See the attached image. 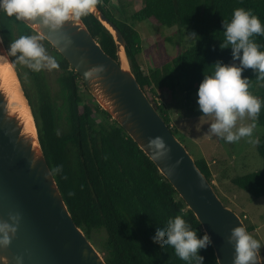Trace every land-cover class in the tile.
I'll list each match as a JSON object with an SVG mask.
<instances>
[{"label": "trees", "instance_id": "16d2710c", "mask_svg": "<svg viewBox=\"0 0 264 264\" xmlns=\"http://www.w3.org/2000/svg\"><path fill=\"white\" fill-rule=\"evenodd\" d=\"M125 1L129 4L134 0ZM108 2L100 0L97 6L120 29L137 81L174 134L163 98L158 105L152 96L167 94L171 98L181 94L187 104L204 76L212 74L217 60L239 65V60L232 59L231 46L220 48L225 39L223 21L230 22L235 9H250L264 24V0H142L143 6L123 19L114 15ZM119 7L123 13L128 10L123 2H119ZM82 20L103 50L116 58V45L110 32L91 14ZM142 20L176 26L179 33L181 28L190 26L196 31L195 41L170 62L146 73L139 61L143 52L141 36L132 25ZM32 31L22 21L0 11V35L4 43L31 35ZM252 39L264 51V35H254ZM53 49L63 70L61 92L67 106L64 125L58 124L45 72L27 68L38 79L41 91L37 108H32L40 143L73 220L88 239L95 229L104 228L106 240L101 251L107 264H186L171 246L162 245L153 235L157 226H164L177 215L183 216L198 236H203L200 223L155 163L102 109L80 75ZM242 76L249 78V91L264 101V80L258 79V74L250 68L244 69ZM81 86L88 92L90 101H84ZM24 91L28 98L25 88ZM256 126L263 128L256 147L264 159V106ZM195 162L211 182L206 160L198 158ZM231 181L252 197L264 196V168L235 176ZM246 228L250 234L254 230L251 225ZM199 255L203 256L204 264H218L212 246L201 249Z\"/></svg>", "mask_w": 264, "mask_h": 264}, {"label": "water", "instance_id": "95a60500", "mask_svg": "<svg viewBox=\"0 0 264 264\" xmlns=\"http://www.w3.org/2000/svg\"><path fill=\"white\" fill-rule=\"evenodd\" d=\"M112 35L116 58L107 54L82 20L51 31L38 21H22L51 44L77 72L96 102L119 123L155 163L212 239L218 264H233L231 229L246 225L226 206L187 148L171 131L137 81L120 29L97 6L91 13ZM0 37H2L0 35ZM0 43V55H7ZM7 65L18 97L4 79ZM163 137L168 151L158 156L150 146ZM19 214L17 231L0 246V264H107L75 223L46 161L18 70L11 57L0 60V222ZM247 229V228H246ZM260 259L261 255H260Z\"/></svg>", "mask_w": 264, "mask_h": 264}, {"label": "clouds", "instance_id": "9594fccd", "mask_svg": "<svg viewBox=\"0 0 264 264\" xmlns=\"http://www.w3.org/2000/svg\"><path fill=\"white\" fill-rule=\"evenodd\" d=\"M98 3L100 0H0V11L17 21H38L47 29L57 31L65 22L91 14ZM223 29L225 39L220 48L231 46L232 59L239 60V65L217 60L212 74L205 75L198 86L197 103L204 115L214 117L209 132L227 143H235L241 138L253 137L264 106V101L249 91V78L242 76L243 70L250 68L258 74V79L264 80V51L252 39L254 35H264V24L250 9L238 8L233 11L230 22L223 21ZM190 35L196 36V31L191 30ZM39 41L38 36L22 35L10 42L7 55H0V60L16 57V62L34 72L58 68L55 58L47 54ZM0 43H3V37H0ZM246 117L252 122L238 126V121ZM150 146L158 156H164L168 151L163 137L151 141ZM8 219L11 223L0 222V246L4 247L10 244L9 234L16 233L20 217L10 213ZM153 239L171 246L186 264H204L199 252L213 243L207 233L198 236L197 230L180 215L169 218L164 226H157ZM227 239L235 248L233 264H264L260 259L264 245L243 225L232 228Z\"/></svg>", "mask_w": 264, "mask_h": 264}, {"label": "rangeland", "instance_id": "374dc122", "mask_svg": "<svg viewBox=\"0 0 264 264\" xmlns=\"http://www.w3.org/2000/svg\"><path fill=\"white\" fill-rule=\"evenodd\" d=\"M119 2L127 4L128 10L126 13L121 12L119 9ZM142 6V0H134L129 4L125 0H109L108 2V7L112 8L118 19H123L126 14H133ZM132 25L141 36L143 52L139 61L142 70L146 73L170 62L179 52L192 45L196 37L190 35V31L194 29L190 26L181 28L182 33H179V28L176 26L167 27L154 24L148 20L135 21ZM31 35L38 36L40 38L39 42L44 46L47 54L57 61L58 68L43 71L45 72L49 97L52 99L58 124L62 126L66 121L67 106L66 99L61 92L63 70L59 66V57L51 44L47 43L38 33L32 31ZM9 45L10 42H5L7 50H9ZM18 55L19 53H17ZM13 60L31 106L36 109L41 97L38 79L36 80L34 73L29 72L26 65L16 62V57H13ZM80 93L84 101H90L88 92L82 86L80 87ZM166 95L161 94L160 96L163 98L170 115L175 135L194 159L204 158L206 160L211 172V184L216 187L224 204L236 211L241 218L243 217L245 225L255 227L251 235L264 245V196L252 197L231 181V178L235 176L264 168V159L258 153L256 147L257 139L263 128L256 126L252 138L245 137L238 142L227 143L209 132L214 117L206 116L199 110L197 91L191 93L187 104L184 103L181 94L171 98H167ZM152 97L154 100V97L157 96L153 95ZM251 122V119L246 117L243 121H238V126ZM253 140L256 142H252ZM89 240L102 254L101 247L106 240L104 228L95 229ZM261 258L264 261V248L261 250Z\"/></svg>", "mask_w": 264, "mask_h": 264}, {"label": "bare ground", "instance_id": "6f19581e", "mask_svg": "<svg viewBox=\"0 0 264 264\" xmlns=\"http://www.w3.org/2000/svg\"><path fill=\"white\" fill-rule=\"evenodd\" d=\"M3 70H4V79L6 83L13 89V92H14L13 96L18 97L19 95H18V90L16 86V79L13 75V72L7 65L3 67Z\"/></svg>", "mask_w": 264, "mask_h": 264}, {"label": "built area", "instance_id": "2783aa9c", "mask_svg": "<svg viewBox=\"0 0 264 264\" xmlns=\"http://www.w3.org/2000/svg\"><path fill=\"white\" fill-rule=\"evenodd\" d=\"M154 101L158 105H161L162 104V97H160V96L154 97Z\"/></svg>", "mask_w": 264, "mask_h": 264}, {"label": "crops", "instance_id": "0c3cea01", "mask_svg": "<svg viewBox=\"0 0 264 264\" xmlns=\"http://www.w3.org/2000/svg\"><path fill=\"white\" fill-rule=\"evenodd\" d=\"M254 230H255V227H254Z\"/></svg>", "mask_w": 264, "mask_h": 264}]
</instances>
